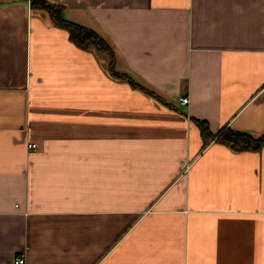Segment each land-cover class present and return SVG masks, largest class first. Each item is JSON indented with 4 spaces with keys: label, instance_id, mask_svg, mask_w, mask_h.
<instances>
[{
    "label": "crops",
    "instance_id": "crops-1",
    "mask_svg": "<svg viewBox=\"0 0 264 264\" xmlns=\"http://www.w3.org/2000/svg\"><path fill=\"white\" fill-rule=\"evenodd\" d=\"M49 1L167 103L0 0V264H264V0Z\"/></svg>",
    "mask_w": 264,
    "mask_h": 264
},
{
    "label": "trees",
    "instance_id": "trees-1",
    "mask_svg": "<svg viewBox=\"0 0 264 264\" xmlns=\"http://www.w3.org/2000/svg\"><path fill=\"white\" fill-rule=\"evenodd\" d=\"M31 8L34 12L48 14L52 23L68 30L70 39L78 46L105 54L107 56L108 71L113 77L127 80L132 86L142 89L162 102H166L160 94L141 84L128 71L118 69L116 67L115 50L110 41L95 28L66 18L62 4L52 3L49 0H31ZM191 118L200 129L203 146L214 141L223 143L235 151H260L264 148V131L254 133L223 125L218 131L214 132L206 119Z\"/></svg>",
    "mask_w": 264,
    "mask_h": 264
},
{
    "label": "built area",
    "instance_id": "built-area-1",
    "mask_svg": "<svg viewBox=\"0 0 264 264\" xmlns=\"http://www.w3.org/2000/svg\"><path fill=\"white\" fill-rule=\"evenodd\" d=\"M180 100H181V103L187 104L188 101H189V98H188V96H183ZM28 146L30 148H36L37 144L34 143V142H30V143H28ZM15 262L18 263V264H24L26 262V258H25L24 255H17L16 259H15Z\"/></svg>",
    "mask_w": 264,
    "mask_h": 264
}]
</instances>
